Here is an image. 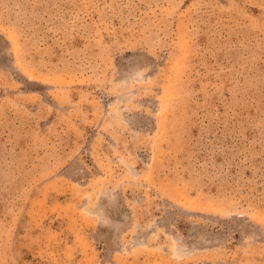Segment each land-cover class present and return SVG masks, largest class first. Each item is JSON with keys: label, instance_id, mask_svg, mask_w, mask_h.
Returning <instances> with one entry per match:
<instances>
[{"label": "rangeland", "instance_id": "rangeland-1", "mask_svg": "<svg viewBox=\"0 0 264 264\" xmlns=\"http://www.w3.org/2000/svg\"><path fill=\"white\" fill-rule=\"evenodd\" d=\"M0 264H264V0H0Z\"/></svg>", "mask_w": 264, "mask_h": 264}]
</instances>
